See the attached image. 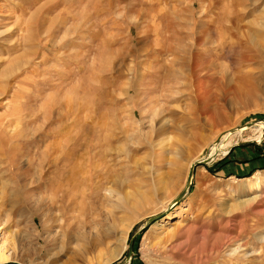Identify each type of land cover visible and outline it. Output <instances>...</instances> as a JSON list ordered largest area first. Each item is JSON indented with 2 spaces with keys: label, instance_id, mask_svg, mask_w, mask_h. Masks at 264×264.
Segmentation results:
<instances>
[{
  "label": "rangeland",
  "instance_id": "obj_1",
  "mask_svg": "<svg viewBox=\"0 0 264 264\" xmlns=\"http://www.w3.org/2000/svg\"><path fill=\"white\" fill-rule=\"evenodd\" d=\"M261 11L0 0V264H264V167L213 169L230 147L264 153Z\"/></svg>",
  "mask_w": 264,
  "mask_h": 264
},
{
  "label": "crops",
  "instance_id": "obj_2",
  "mask_svg": "<svg viewBox=\"0 0 264 264\" xmlns=\"http://www.w3.org/2000/svg\"><path fill=\"white\" fill-rule=\"evenodd\" d=\"M257 145H241L230 147L224 154L216 158L213 168L222 177L252 174L264 167V153Z\"/></svg>",
  "mask_w": 264,
  "mask_h": 264
},
{
  "label": "bare ground",
  "instance_id": "obj_3",
  "mask_svg": "<svg viewBox=\"0 0 264 264\" xmlns=\"http://www.w3.org/2000/svg\"><path fill=\"white\" fill-rule=\"evenodd\" d=\"M260 0H254V3H257V2H259ZM261 14H262V16H263V18H264V11H261ZM264 23V22H263ZM260 27H262V26H260ZM264 27V26H263ZM221 45H223V44H221ZM221 60V59H220ZM28 62H30V58L27 60ZM18 62V61H17ZM22 63H23V61H22ZM15 65V64H14ZM21 66V65H20ZM23 66V65H22ZM28 67V66H27ZM237 89H238V92H237V98L238 99H242L243 98V92H242V90H241V88L240 87H237ZM46 120H48V117H47V119ZM256 124H259V125H263L264 126V124L262 123V122H256L255 123V125ZM254 127V126H253ZM258 130V129H257ZM238 131H240V130H238ZM239 133V132H238ZM230 135H231V133L230 132H226L225 134H223L222 135V137L219 139V141L216 143V144H214L212 147H211V149H210V151L208 152V154L210 155V156H213L215 153H217V151L218 150H221V149H224L223 147H225V146H227V145H229L230 143H229V141H230ZM18 150V148H16V149H13L12 150V155H11V161H15V159H14V154L16 153V151ZM226 152V150H224V151H222V153H225ZM227 153V152H226ZM41 186V185H40ZM45 198H44V196H42V197H40L39 198V201L37 202L38 203V207H39V209L42 207V206H44L45 205ZM45 226V223H42V227H44ZM241 250V248H239V249H234L233 251H232V255H236V254H239L240 255V251ZM247 254V252L246 253H243L242 254V256H244V255H246ZM10 258V255L9 254H6V252H1L0 253V263L1 262H4V261H7L8 259Z\"/></svg>",
  "mask_w": 264,
  "mask_h": 264
},
{
  "label": "water",
  "instance_id": "obj_4",
  "mask_svg": "<svg viewBox=\"0 0 264 264\" xmlns=\"http://www.w3.org/2000/svg\"><path fill=\"white\" fill-rule=\"evenodd\" d=\"M217 153H215L213 156H210L208 153L207 155L198 160V161H195L191 164L189 170H188V173H187V181H186V188L190 185L191 183V180H192V175H193V170H194V167L197 166V165H205L208 161H211L212 158H214V156L216 155ZM185 190H182L178 196L174 199V201L172 202V205H174L176 202H178L185 194ZM162 216V214H158V215H155V216H151L149 217L146 221H145V224H144V227H147L149 226L151 223L157 221L160 217ZM142 229V228H141ZM132 241H133V238H131L128 242V256H130L132 254Z\"/></svg>",
  "mask_w": 264,
  "mask_h": 264
},
{
  "label": "trees",
  "instance_id": "obj_5",
  "mask_svg": "<svg viewBox=\"0 0 264 264\" xmlns=\"http://www.w3.org/2000/svg\"><path fill=\"white\" fill-rule=\"evenodd\" d=\"M256 145V144H255ZM260 148V147H259Z\"/></svg>",
  "mask_w": 264,
  "mask_h": 264
}]
</instances>
